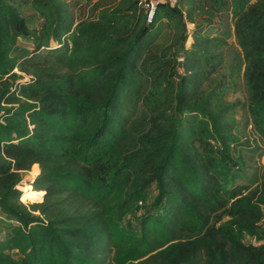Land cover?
<instances>
[{
	"label": "trees",
	"instance_id": "16d2710c",
	"mask_svg": "<svg viewBox=\"0 0 264 264\" xmlns=\"http://www.w3.org/2000/svg\"><path fill=\"white\" fill-rule=\"evenodd\" d=\"M142 1L84 18L77 0H0V264H264V171L239 183L243 153L264 158V0H145L150 23ZM206 6L233 29L197 21ZM165 21L180 30L162 47ZM241 81L246 102L228 101ZM35 165L43 201L27 204ZM153 186L130 235L119 221Z\"/></svg>",
	"mask_w": 264,
	"mask_h": 264
},
{
	"label": "rangeland",
	"instance_id": "374dc122",
	"mask_svg": "<svg viewBox=\"0 0 264 264\" xmlns=\"http://www.w3.org/2000/svg\"><path fill=\"white\" fill-rule=\"evenodd\" d=\"M77 1H78V5L73 4L71 11L77 17L82 15V17L84 18L92 15V11H93L92 10L93 8L91 9L92 4L96 5L97 3H101L102 7H112L117 3V0H77ZM21 13L24 17L27 18L29 27L41 26L43 20L39 17L37 13H35V11L31 8L30 5L23 6L21 8ZM196 19L199 22L204 21L205 19H213L217 23L219 21L224 20L222 21V23L224 24H222L221 26L224 27L225 29H231V30L233 29V22L231 21V16L229 17L222 16V18H220V16H218L217 14L212 13L211 10H208V6L205 7L204 13H197ZM179 30L180 29L177 28L175 22L165 21V23L161 27V31L159 33V37L156 41V44L161 45L162 47L168 46L174 41L176 36L179 34ZM193 30H194V25L190 22H187L188 34H191ZM192 42H193L192 37H189L186 42V48H190ZM229 45H233L235 47V40L233 37L229 40ZM54 47H56V44L54 45ZM32 49H33V44L31 40L26 38H20L18 40V47L15 50L14 54L24 57L28 55ZM178 70L181 71V73H183V68ZM25 78H26L25 81H28L30 79L27 76H25ZM246 99H247V93L243 81H241L240 83L239 92L231 93L227 97L228 101L239 102V103L246 102ZM246 121H247L246 117H244L243 119V111L239 109L237 111V122L239 126H242V128L238 134L243 137V140H248L253 145L256 143L261 144L259 138L252 130V127L248 125ZM243 154H244L243 173L245 177L239 183H254L253 185H258V183L260 182L261 175L264 171V158L260 156L251 155L248 153L247 154L243 153ZM32 172H33V168L29 173L25 174L22 184L19 186L21 187L20 191L23 193V195L24 192L22 191V188L27 187L28 185H30L33 188L32 184L38 176L37 175L33 177ZM39 174H40V168H39ZM41 194L40 196L26 198L24 201L21 198V200L22 202L27 204L42 203L43 196ZM158 201H159V193L157 192L156 188L153 186V188L148 192L144 202H142V205L139 204V206L131 214L127 215L125 218L119 221V225L122 228V230H124L130 235L140 236L141 222L144 216L150 211V209L153 206H155L158 203ZM1 236H3V234ZM253 242L256 243V241Z\"/></svg>",
	"mask_w": 264,
	"mask_h": 264
},
{
	"label": "bare ground",
	"instance_id": "6f19581e",
	"mask_svg": "<svg viewBox=\"0 0 264 264\" xmlns=\"http://www.w3.org/2000/svg\"><path fill=\"white\" fill-rule=\"evenodd\" d=\"M39 175V167L38 165H35L33 167V172H32V176L35 177ZM21 188V187H20ZM19 188V189H20ZM22 191L24 192V195L22 197V200L24 201L26 198L29 197H36V196H40L41 193L36 192L30 185H28L27 187H23ZM42 195V194H41Z\"/></svg>",
	"mask_w": 264,
	"mask_h": 264
},
{
	"label": "built area",
	"instance_id": "2783aa9c",
	"mask_svg": "<svg viewBox=\"0 0 264 264\" xmlns=\"http://www.w3.org/2000/svg\"><path fill=\"white\" fill-rule=\"evenodd\" d=\"M177 0H174V3L176 2ZM156 4L157 2L156 1H150V2H147V1H142L141 5H143L146 10H147V13H148V23H150L153 19V16H154V13L156 11ZM140 205H142V202L140 203Z\"/></svg>",
	"mask_w": 264,
	"mask_h": 264
},
{
	"label": "water",
	"instance_id": "95a60500",
	"mask_svg": "<svg viewBox=\"0 0 264 264\" xmlns=\"http://www.w3.org/2000/svg\"><path fill=\"white\" fill-rule=\"evenodd\" d=\"M183 68V60L179 61V65H178V69H182Z\"/></svg>",
	"mask_w": 264,
	"mask_h": 264
}]
</instances>
